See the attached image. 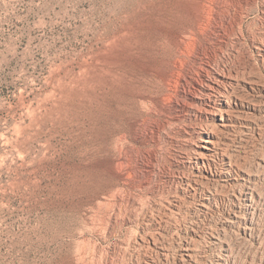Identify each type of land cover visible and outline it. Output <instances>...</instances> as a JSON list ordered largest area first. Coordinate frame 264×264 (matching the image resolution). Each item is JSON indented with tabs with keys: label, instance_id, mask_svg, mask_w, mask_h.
I'll return each instance as SVG.
<instances>
[{
	"label": "rangeland",
	"instance_id": "1",
	"mask_svg": "<svg viewBox=\"0 0 264 264\" xmlns=\"http://www.w3.org/2000/svg\"><path fill=\"white\" fill-rule=\"evenodd\" d=\"M216 73L255 88L224 132ZM0 264H264V0H0Z\"/></svg>",
	"mask_w": 264,
	"mask_h": 264
},
{
	"label": "bare ground",
	"instance_id": "2",
	"mask_svg": "<svg viewBox=\"0 0 264 264\" xmlns=\"http://www.w3.org/2000/svg\"><path fill=\"white\" fill-rule=\"evenodd\" d=\"M259 13L260 10H258V15ZM174 75L175 72L172 73V77H174ZM236 83L237 80L233 77V74L227 75L226 73L225 74L216 73L215 78L209 80L208 83H206V85L198 86L197 90L201 92L200 95H202V97L195 95V93L191 95V101L194 104L202 105L205 109V111L203 112H205L206 115L212 118L214 122L219 121V123L217 122L218 126L213 128L216 131L219 132L229 131L231 128L235 126L236 115L242 113L241 109L244 111V113L248 114L249 111L254 110L256 106V104L254 103L255 95L252 93L255 91V88L251 87V85L249 86L250 87L249 94H251L252 99L249 101H244L242 98L235 97L231 93V90L234 88ZM190 90L191 92L193 91V89ZM199 141H200V145L198 149H196L193 152L194 155L192 160L193 163H195V165H197L198 167L195 174L193 173L194 174L193 177L191 176L192 178L187 180L188 185L191 187V190L193 191L192 196L195 195L196 192L206 184L213 181H217L216 175L211 171L212 164L215 162L216 156L220 154V152L218 151L219 150L218 139L216 137L215 131L212 130L205 131L203 135L200 137ZM225 164H226L227 175L221 181L223 182L224 186L233 187L236 185L245 186L246 183L251 184V178L249 175L245 176L240 174L238 175L240 179H237V177L235 178L234 175L232 174L234 170L233 169L234 166H232L231 162L225 161ZM241 197L242 200L245 202L244 206L248 208L249 206L248 203L253 199V192L250 191V189L248 188V191H244L243 193L241 192ZM206 205L207 204H205L204 201L201 206L205 207ZM240 213L239 212L233 213L230 217L227 218L226 222L230 224H242L244 218L240 215ZM185 250L186 253L184 254V256H182V258H183V262L187 263L192 260L193 254L190 249L186 248Z\"/></svg>",
	"mask_w": 264,
	"mask_h": 264
}]
</instances>
